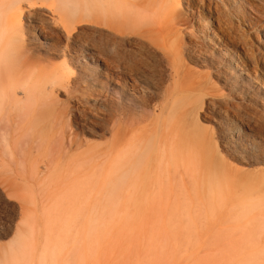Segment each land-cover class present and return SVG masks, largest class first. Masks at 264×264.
<instances>
[{"label": "rangeland", "instance_id": "rangeland-1", "mask_svg": "<svg viewBox=\"0 0 264 264\" xmlns=\"http://www.w3.org/2000/svg\"><path fill=\"white\" fill-rule=\"evenodd\" d=\"M241 2L236 11L230 0H179L182 19L188 24L182 42L203 55V59L183 57L182 64L190 72L189 84H202L198 91L184 95L179 105L186 107L175 113L172 136L153 120L157 113L138 120L140 108L131 107L132 101L112 92L119 90L114 80L99 78L101 89L98 82L84 75L82 80L71 81L54 92L51 111L63 130L62 162L67 169L64 189L77 184L82 201L68 204L64 210L68 220L65 235H60L63 253L57 264H264V0ZM22 22L26 29V20ZM78 27L77 34L92 32L88 23ZM35 33H26L25 40L46 56V47L40 45ZM94 35L106 38L104 31L97 30ZM79 36L76 41L84 43ZM220 42H226L223 44L232 50L224 57L218 53ZM132 44L125 46V52L139 53L141 50ZM151 51L145 49L147 55H153ZM72 53L69 55L75 68L90 67L88 58L75 59ZM233 53L238 54L239 61ZM45 58L41 68L50 70L60 64L55 56ZM102 61L103 68L108 64L114 70L108 60ZM221 67L233 77L234 85L223 83L222 78L217 80L216 70ZM93 89L97 91L93 93ZM137 97L134 101L139 100ZM150 97L147 109L158 101L156 96ZM116 106H126L132 115V133L142 139L139 146L145 148L143 139L150 140L139 173L119 185L114 183L110 152L112 117L119 114ZM162 132L172 137L177 153L174 164L166 161L170 159L167 152L163 156L164 147L159 144L166 134ZM238 134L244 135L242 140H237ZM73 167L77 170L68 174ZM228 168L232 178L227 175ZM1 176L0 252L15 241L22 195L7 190L12 176ZM15 182L19 191L24 184L34 194L39 193L22 178ZM244 201L253 206L247 214L240 209ZM38 207L43 208L41 204ZM43 228L38 236L40 247ZM52 230L45 228L44 233L49 235ZM4 260L0 254V261Z\"/></svg>", "mask_w": 264, "mask_h": 264}, {"label": "bare ground", "instance_id": "bare-ground-1", "mask_svg": "<svg viewBox=\"0 0 264 264\" xmlns=\"http://www.w3.org/2000/svg\"><path fill=\"white\" fill-rule=\"evenodd\" d=\"M241 1L230 0V4L238 11ZM182 17L179 0H0V176H12V182L6 185L7 190L22 194L15 241L1 250L0 254L5 260L0 261V264H57L63 253V240L60 235H65L68 220L64 210L68 204L82 202L81 190L77 184L71 189H64L67 169L62 162L63 130L61 122L55 119L57 115L53 117L54 113L51 111L52 96L58 91V87L69 85L71 81L75 82L84 75L98 82L101 89L103 86L99 78L114 80L119 90L112 89V92L115 95H123L126 101H132L131 107L140 108V115H136L140 117L138 120L157 113L153 120L160 124L162 131L173 135L175 113L179 108L186 107L179 105L183 102L184 95L198 91L202 84L198 82L192 87L187 80L190 72L182 64L183 57L191 59L195 55L198 59H203L199 49L182 42V34L188 25ZM23 19L26 20V29L23 27ZM27 23L31 25L28 26ZM82 23L90 25V34H77L80 29L78 26ZM97 30L104 31L106 38L96 37L94 32ZM31 31L36 32L34 35L40 38V45L46 47L43 49L46 55L43 56L44 59L55 56L60 59L58 67L55 65L50 70L40 67L43 57L37 49L38 46L32 47L24 37ZM78 36L83 37L84 43L76 41ZM131 43L141 51L133 55L126 53L125 46H131ZM223 43L217 46L220 47L218 53L222 57L232 51ZM145 49L152 50L153 55L148 52L147 55ZM71 50L77 57L75 59L88 58L90 67L83 65L84 67L75 68L69 55ZM234 56L239 61L238 54ZM102 60H108L111 67L114 65V70L106 66L108 64H104L103 68ZM233 65L241 71L236 63ZM216 71L217 80L222 78L220 80L224 81L223 83L234 85L233 77L228 76L225 68ZM94 91L97 90L93 89V93ZM152 95L156 96L158 101L153 102L155 105H150V109H147V97ZM136 96L138 101H134ZM114 108L115 112H118L119 108V114H114L110 127L111 168L115 175L114 183L119 185L128 181L133 174L139 173L141 160L149 149L147 142L150 140L143 139L146 147L141 148L138 142L142 139L132 133V115L127 111V107ZM163 116L164 120L161 119ZM154 129L157 130L156 127ZM162 133L165 136L166 133ZM243 136L238 134L236 138L242 140ZM171 139L166 134L159 145L164 147L163 156L167 152L170 158L166 161L170 160L174 164L177 153ZM139 151L142 152L139 154L141 157L138 156ZM204 152L203 150V155ZM54 154L55 158L52 157ZM215 165L217 166L214 164L213 167L216 168ZM74 170L77 169L73 167L68 174L74 173ZM223 172L230 176V169ZM18 178H22L27 186L30 184L33 188L37 187L39 193L34 194L30 189H26L24 184L19 191L15 182ZM92 182L89 180V183ZM40 204L42 209L38 207ZM241 204L240 209L244 214L253 207L249 202L244 201ZM42 225L44 242L40 247L38 236L41 235ZM47 227L49 230L53 229L49 235L44 233L45 228L48 231Z\"/></svg>", "mask_w": 264, "mask_h": 264}]
</instances>
